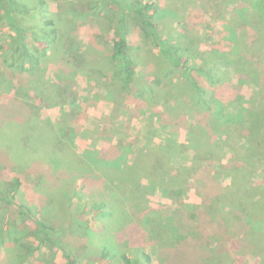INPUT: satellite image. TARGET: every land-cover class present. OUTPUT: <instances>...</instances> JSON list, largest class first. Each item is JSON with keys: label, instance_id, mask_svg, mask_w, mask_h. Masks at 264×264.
Listing matches in <instances>:
<instances>
[{"label": "rangeland", "instance_id": "obj_1", "mask_svg": "<svg viewBox=\"0 0 264 264\" xmlns=\"http://www.w3.org/2000/svg\"><path fill=\"white\" fill-rule=\"evenodd\" d=\"M16 1L23 9L22 21L41 24L51 18L57 37L49 42L51 48L40 58L37 72H21L26 81L16 78L18 68H7L0 61V264H20L22 255L42 237L32 216L26 215L28 209L52 228L49 233L60 245L45 243L34 252L33 259L38 258L34 264H65L66 252L92 264H120L117 255L126 252L145 264L143 251L152 256L153 264H170L158 258V245L151 241L146 225L150 220L155 223V212L162 206L178 201L191 207L202 204L205 191L198 185L206 170H200L196 152L188 145L195 125L192 118H186L184 125L163 123V103L176 95L191 111L205 96L141 39L133 20L130 39L140 45L131 55L139 73L134 85L124 84L111 64L121 19L117 8L95 10L89 6L93 0ZM154 1L160 5L157 21L166 38L197 48V66L208 58L214 62L203 67L213 65L214 73L219 77L228 73L231 83L239 86L244 99L225 101L223 118L241 111L243 126L254 137L264 122V0ZM11 35L7 22L0 19V59L11 52L7 49ZM239 35L253 44L234 65L226 56L218 57L216 46L226 42L229 50L234 49ZM35 47L30 49L39 55ZM104 84L112 85L115 94ZM223 137L229 140L227 133ZM235 138L232 135L229 145L237 147ZM170 139L188 147L162 165L157 154L167 149L164 143ZM117 144L124 155L114 150ZM238 145L247 151L249 139H239ZM232 153L226 150L222 163ZM142 158L151 178L133 171L135 160ZM169 166L181 173L165 176ZM256 168L248 188L256 196L249 201L264 215V158ZM224 171L215 168L212 175L227 189L233 180ZM15 177L22 184L13 199ZM152 178L157 179L156 187ZM169 178L188 184L176 192L168 185ZM106 211L111 214L104 215ZM240 253L245 263L259 264L258 252L246 248Z\"/></svg>", "mask_w": 264, "mask_h": 264}, {"label": "trees", "instance_id": "obj_2", "mask_svg": "<svg viewBox=\"0 0 264 264\" xmlns=\"http://www.w3.org/2000/svg\"><path fill=\"white\" fill-rule=\"evenodd\" d=\"M89 6L95 10L117 8L121 13L117 37L111 49V64L124 84L130 87L134 85L136 75L139 73L138 64L131 55V51L140 45L134 44L130 39V26L133 20L141 39L153 45L167 61L171 70H178L179 75L186 77L188 83L201 97L205 96V99L201 98L202 102L198 101L196 109L190 108L191 111L187 109L184 100L178 101L179 97L176 95L169 96V99L163 103V123L184 125L186 118H192L195 125L189 133L188 145L196 152L200 170L203 172L206 170V174L203 175L204 179L200 178V185H198L200 190L205 191L202 204L198 206L193 204L192 206L195 207H191V203H181L177 200L174 206H162L160 210H157L155 223L150 220L146 225V231L151 232L149 233L151 241L158 245V258L170 264H247L243 261V254L240 253L247 248L258 252L259 264H264V215L251 206L250 201L256 195L248 190L249 183L254 180L258 170L256 162L264 158V122L258 126L255 136L252 137L251 129L243 126L244 116L241 111H238L235 116L223 118L225 109L222 104L225 101L233 104L238 100L240 103L244 99L239 94V86L231 83L228 73H223L221 77L217 75V72L214 73L213 65L203 67L204 63L214 62L208 58L201 59L202 66H197L195 64L197 48L183 47V40L177 42L163 35L157 21V14L161 10L158 2L154 0H93ZM21 7L16 0H0V19L7 22L12 33V41L7 46L11 52L8 57H1L0 61L7 68H18L16 78L23 82L27 80L22 75L23 72L30 71L32 74L37 72L35 70L40 65V58L47 54L48 48H51L49 42H53L57 37V29L53 19L48 17L41 24H37L34 20L31 24H26L19 17L20 12L23 13ZM180 30L183 31V28ZM40 33L46 35L45 39L40 37ZM39 43L43 46L38 45ZM47 43L49 44L46 45ZM225 43L222 42V46H226ZM236 44V48H230V50L228 46L222 47L217 44L216 47L221 51L217 52L218 57L226 56V61L233 60L230 62L235 65V60L242 58L246 54L245 50H249L253 42L239 35L236 37ZM32 45H36L35 50L39 55L30 49ZM6 72L9 73V70ZM104 86L110 93L115 94V91L111 90L114 89L112 85L104 84ZM217 116L224 120H219ZM225 133L229 136V140L232 135H236L235 146L238 148L240 147L239 139H249L247 151L242 150L241 147L239 150L229 145L228 138L223 137ZM164 145L168 150L162 152L160 149L157 154V160L162 165L166 161L171 162L174 156L183 153L186 146L188 147L171 139ZM120 147L117 144L114 150L118 151ZM226 150H232L233 153L227 163H222V156ZM118 152L120 155L126 153L125 150ZM143 162V158L136 159L133 171H140V175L144 174L151 178L148 173L150 169ZM215 168H225L224 174L232 178L233 183L227 189L222 188L220 182L212 175V170ZM166 170L168 173H165V176L181 173L180 168L174 169L172 166ZM182 170L184 174L189 171L185 166ZM215 174L218 176L217 173ZM156 180L152 178L151 183L156 184ZM185 182L187 181H178L176 178L167 180L168 185L176 192L187 186L188 183ZM21 184V179L15 177L11 186L13 199ZM175 186L179 188L174 189ZM109 213L111 214L106 211L104 215ZM26 215L32 216L39 232L43 233L42 237H37V246L31 247L30 252L21 257L20 264L27 262L34 264L38 262L37 257L33 259L34 252L40 250L45 243L60 245H57L59 242L50 235L49 230L52 228L45 221L33 216L31 209L27 210ZM2 230L3 228H0V234ZM103 255L108 256L106 252ZM142 255L145 264L154 263L149 253L143 251ZM66 257L65 264H92L81 262L68 252ZM117 261L120 264H140L138 258L126 252L118 254Z\"/></svg>", "mask_w": 264, "mask_h": 264}]
</instances>
